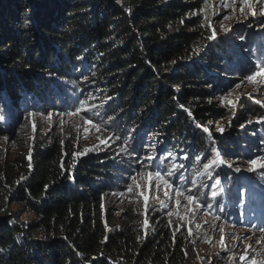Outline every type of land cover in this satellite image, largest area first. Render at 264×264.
Listing matches in <instances>:
<instances>
[{"label": "trees", "instance_id": "trees-1", "mask_svg": "<svg viewBox=\"0 0 264 264\" xmlns=\"http://www.w3.org/2000/svg\"><path fill=\"white\" fill-rule=\"evenodd\" d=\"M199 7L197 0H0V117L6 104L46 103L86 85L100 94L106 120L133 138L196 162L218 143L229 161L240 143L250 144L257 123L248 114L264 111L245 100L235 110L215 101L234 57L222 36L209 38ZM217 119L228 130L215 132ZM8 130L0 121V132ZM123 160L107 150L75 158L52 142L35 147L30 163H10L0 174V264L186 263L185 242L167 227L140 238L105 229L103 196L131 164ZM15 203L32 222L10 209Z\"/></svg>", "mask_w": 264, "mask_h": 264}, {"label": "rangeland", "instance_id": "rangeland-1", "mask_svg": "<svg viewBox=\"0 0 264 264\" xmlns=\"http://www.w3.org/2000/svg\"><path fill=\"white\" fill-rule=\"evenodd\" d=\"M197 1L200 5L197 12L204 25L211 33L214 30L216 37L222 36L234 57L235 65L224 74L229 81L219 84L215 101L235 110L245 100L264 111V73L256 75L254 80L246 79L259 71L256 65L264 67L261 64L264 61V0H253L251 10L245 7L244 12L239 10L241 0H235L229 7L223 6V0ZM229 92L231 94L227 95ZM225 95L227 100L223 99ZM50 99L46 103L23 101L16 108H11L10 104L4 106L5 113L0 121L9 130L0 132V174L10 163L17 162L19 166L30 163L35 147L52 142L60 144L65 155L70 150L75 158L107 150L116 159L131 164H127L126 172L103 196L102 221L106 230H122L140 238L158 231L161 226L167 227L174 241L180 238L185 242L183 248L187 251L188 261L184 264H253V260L259 264L264 261V168L253 169L248 163L250 158L264 157V116L248 114L247 118L257 125L250 132V144L240 143L226 161L233 164V169L219 167L215 169L217 172L211 173L213 171L203 168L195 176V167L201 165L202 157L196 162L184 151L170 154L156 142L133 138L131 130L120 127L116 121L106 120L104 101L99 93L86 85L71 86L64 93L53 94ZM77 101L91 109L86 119L92 120L93 124L86 122L83 111L74 116L67 115L76 108ZM228 123L227 120H215L214 131L221 132L218 128L228 130ZM208 134L211 140L215 139L212 133ZM142 147L147 149L142 150ZM122 148L127 151H121ZM213 148L220 151L218 143ZM149 152L154 158L159 156L169 171L180 168L171 178L165 176L171 186L165 187L154 176L150 184L148 170L141 169L136 163L138 159L144 160ZM130 155L135 158L130 159ZM211 155L214 158L215 153ZM260 162L264 163V160ZM237 166L241 168L240 172L234 171ZM204 175L209 176L208 181L199 184ZM133 176L135 181L130 179ZM218 176L219 186L215 183ZM156 184L160 187L153 186ZM128 186L132 191L127 190ZM177 188L182 194L177 195ZM213 192L217 193L215 197ZM197 193L201 205L208 203L212 207H200L195 201H187L188 194ZM145 197L148 198L147 207ZM176 200L180 201V206L176 205ZM10 209L26 222L34 219L32 212L20 203L12 204ZM242 237L249 238L241 240ZM241 256L246 258L241 260Z\"/></svg>", "mask_w": 264, "mask_h": 264}, {"label": "snow or ice", "instance_id": "snow-or-ice-1", "mask_svg": "<svg viewBox=\"0 0 264 264\" xmlns=\"http://www.w3.org/2000/svg\"><path fill=\"white\" fill-rule=\"evenodd\" d=\"M205 2H206V0H205ZM234 2H235V0H223V6L224 7H229ZM252 2H253V0H241V7H240L239 10L241 12H244V8L245 7H248L249 10H251ZM256 2H259V0H256ZM253 14H255V13H253ZM209 38L210 39H216V33H215L214 30L212 31V34H211V36ZM261 64L264 65V61H262ZM255 68H258L259 71H255L253 75L247 76L246 77L247 80H249V81L254 80L256 75H260L261 73H264V67H262L261 65H256ZM230 94H231L230 92L227 93V95H230ZM227 95H225V97H223L224 100H227ZM228 103H232V102L228 101ZM257 103H259V101H257ZM82 111H83V114H84V118L86 119L87 115H88V112L91 111V109L84 108L83 102L77 101L76 108L72 112H68L67 115L74 116V115H77V114L81 113ZM86 122L88 124H93L94 123L92 120H89V119H86ZM242 127H243V125H242ZM204 131L208 132V129L205 128ZM217 131H221L222 132L223 129H219L218 128ZM116 138L119 139V137H116ZM149 148H151V146H149ZM85 151H88V149H85ZM121 151H127V149L126 148H122ZM134 151H135V149H134ZM213 152L215 153L214 158L209 159V156ZM202 159L206 161L202 165L203 168L205 170L210 171V172L215 170L216 168H219V167H228L229 169H233V164L230 163V162H226L222 158V153L219 150L215 149V148L211 149L210 153L207 154ZM149 160H152L153 163L152 164H148L147 161H149ZM157 160H160V162L157 163L156 162ZM261 160H264V157L250 158L248 163L252 166L253 169H255V168H264V163L260 162ZM136 163L140 166L141 169L148 170V177L147 178H148V181L150 182V184L152 183L153 176H154L155 180L156 181H161L165 185V187L171 186V185H169V181L167 179H165V176H168L169 178H171L174 175L175 172H179V170H180V168L177 167L176 169H174V171H169L167 165L164 164L163 160L159 156H157L155 158L152 157L150 152H149V154H147L145 156L144 160H139L138 159V160H136ZM234 171L235 172H240L241 168L237 166V167L234 168ZM162 172H163V174H162ZM216 174L218 175V173H216ZM130 179L135 181V176L130 177ZM176 179L178 181L179 180V176H177ZM215 183H216L217 186H219L221 182H220V180L217 179L215 181ZM153 186L156 187V188L160 187L158 184L153 185ZM127 190L128 191H132V187L128 186ZM176 192H177V195L182 194V190L179 189V188L176 189ZM212 195H213V197H215L217 195V193L213 192ZM198 196H199L198 193L196 195L188 194L186 196V199H187V201L189 203H193L195 201L198 204V206H200V207H208V208L212 207V205L208 204V203H204V204L201 205L200 202H199ZM147 199L148 198L145 197V207H147ZM175 203H176L177 206H180V201L179 200H176ZM171 214L172 213L169 212V215H171ZM217 219H219V217H217ZM145 225H147V221L146 220H145ZM188 232H189V235H192L191 229H188ZM248 238L249 237H242L240 239L244 240V239H248ZM221 243H223V237H221ZM185 255H187V251H185ZM245 258L246 257H244V256L240 257L241 260H244ZM253 264H257V261L253 260ZM259 264H264V261H260Z\"/></svg>", "mask_w": 264, "mask_h": 264}]
</instances>
